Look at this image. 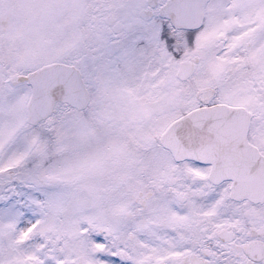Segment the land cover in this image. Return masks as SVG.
<instances>
[{
  "label": "snow or ice",
  "instance_id": "6c2138e0",
  "mask_svg": "<svg viewBox=\"0 0 264 264\" xmlns=\"http://www.w3.org/2000/svg\"><path fill=\"white\" fill-rule=\"evenodd\" d=\"M0 264H264V0H0Z\"/></svg>",
  "mask_w": 264,
  "mask_h": 264
}]
</instances>
